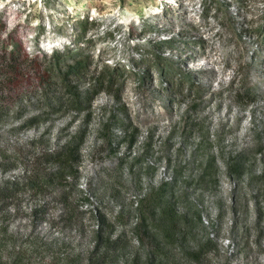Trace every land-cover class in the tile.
I'll return each mask as SVG.
<instances>
[{"label":"rangeland","instance_id":"1","mask_svg":"<svg viewBox=\"0 0 264 264\" xmlns=\"http://www.w3.org/2000/svg\"><path fill=\"white\" fill-rule=\"evenodd\" d=\"M0 26L39 65L22 67L31 75L18 85L23 101L0 106V186L43 175L53 168L45 155L84 135L65 200L21 188L0 209L5 249L25 250L29 264L82 259L100 220L118 218L115 233H128L138 201L175 179L215 239L202 264H264V0H0ZM171 39L176 51L154 53L189 74L191 91L171 87L147 54ZM74 51L86 72L51 73L49 58L67 62ZM96 79L105 90L91 95ZM61 82L75 103L50 102ZM32 116L38 123L26 127ZM207 158L216 184L196 182Z\"/></svg>","mask_w":264,"mask_h":264},{"label":"trees","instance_id":"2","mask_svg":"<svg viewBox=\"0 0 264 264\" xmlns=\"http://www.w3.org/2000/svg\"><path fill=\"white\" fill-rule=\"evenodd\" d=\"M214 5V1H210ZM216 4V3H215ZM151 30V28L149 29ZM2 26H0V106L14 104L19 96L18 85L23 82L29 85L31 75H24L22 67L36 60L28 62L21 45L15 42L9 43L3 38ZM6 32V31H3ZM8 44V46H7ZM8 47L6 50L5 47ZM177 42L173 39L160 41L152 45L147 54L153 58L152 64L158 68V74L168 77L171 87L179 90L181 86L188 85L191 91L192 82L189 74H183L173 68L172 62L155 55L156 50L176 51ZM1 50V49H0ZM76 52V53H75ZM74 53V54H73ZM73 55L55 54L49 58L52 66L51 73L66 78L86 72V58L79 51ZM31 59V58H30ZM69 61V62H68ZM146 64V63H145ZM33 66H39L34 64ZM61 67V68H60ZM64 69V70H62ZM48 73V72H47ZM73 73V74H72ZM45 73H42L44 77ZM142 77H145L142 74ZM91 95L104 91L99 79H96ZM99 83V84H98ZM41 85H48L46 81H40ZM38 85V84H37ZM64 89L61 97H55L54 102L61 105L58 100L67 97L75 103L79 96L72 91V87L61 82ZM37 90V87H34ZM40 88V87H39ZM45 91L47 94L51 90ZM45 94V93H44ZM20 101V102H21ZM52 104V103H51ZM48 106V105H47ZM22 112V110H20ZM18 112L16 114H21ZM39 117L32 116L25 121L26 127H32L38 123ZM123 128V127H122ZM84 135L75 136L61 144L54 152L44 156V162L53 165L43 173H33L22 180L6 181L0 186V209L8 207V201H12L14 195L21 188L33 191L41 187H49L62 198V191L68 187L67 179H75L76 171L73 169L79 163V150ZM237 158L240 155L236 156ZM228 169L232 165L227 163ZM244 166V163H243ZM241 166V168H243ZM236 172V177L243 174V169ZM198 184H216V167L213 158H207L206 163L195 177ZM176 180L171 179L160 183L150 190L145 197L140 199L134 208L137 219L128 233L122 231L115 233L117 219L113 223L100 220L97 229L93 231V246L84 257L70 254L62 260L61 264H202L210 253L217 251L214 236L206 233V226L201 220L198 203L184 196L180 201L175 190ZM62 200H65L62 198ZM7 229L0 226V264H29L24 257L25 250L21 248L5 249V237Z\"/></svg>","mask_w":264,"mask_h":264},{"label":"bare ground","instance_id":"3","mask_svg":"<svg viewBox=\"0 0 264 264\" xmlns=\"http://www.w3.org/2000/svg\"><path fill=\"white\" fill-rule=\"evenodd\" d=\"M21 38H22V36H21Z\"/></svg>","mask_w":264,"mask_h":264}]
</instances>
